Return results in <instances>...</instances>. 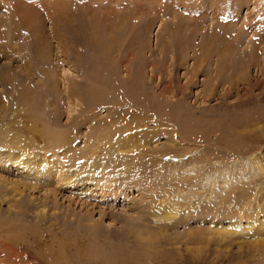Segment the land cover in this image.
I'll return each instance as SVG.
<instances>
[{
	"label": "rangeland",
	"instance_id": "rangeland-1",
	"mask_svg": "<svg viewBox=\"0 0 264 264\" xmlns=\"http://www.w3.org/2000/svg\"><path fill=\"white\" fill-rule=\"evenodd\" d=\"M16 1L0 0V95L15 100H0V123L10 136L29 138L36 156L56 155L60 163L46 164L57 169L55 180L65 165L73 174L93 172L65 188L44 176L42 188L24 190L33 199L24 214L6 183L26 172L0 169V211L9 220L0 231L23 236L18 246L30 251L31 263L264 264V171L255 165L264 168V101L238 105L264 94V82L245 91L248 81H264V0H66L64 8L61 0H22L31 5L23 11L36 13L27 26ZM38 27L42 58L33 53ZM213 41V59L194 73V56ZM214 66L224 80L236 70L239 83L229 94L213 79ZM16 71L32 75L25 100L12 91ZM209 78L214 85L205 89ZM73 84L109 96L93 102L89 93H71ZM109 132L112 141L100 140ZM54 133L59 145L50 142ZM1 137L0 155L8 154ZM92 175L121 184V194L99 190ZM170 198L177 214L158 219L159 204ZM42 208L58 220L40 222ZM85 218L94 224L89 230ZM236 224L250 226L228 232ZM60 242H68L70 256L57 261Z\"/></svg>",
	"mask_w": 264,
	"mask_h": 264
},
{
	"label": "bare ground",
	"instance_id": "bare-ground-1",
	"mask_svg": "<svg viewBox=\"0 0 264 264\" xmlns=\"http://www.w3.org/2000/svg\"><path fill=\"white\" fill-rule=\"evenodd\" d=\"M172 1V0H171ZM170 1V2H171ZM178 1V0H177ZM184 1V3L185 2H187V0H183ZM183 1H181V2H183ZM180 2V1H179ZM190 2H192L191 0H190ZM30 3V2H29ZM64 3H66V0H61L60 1V4H58V7H63L64 6ZM172 3H176V2H174V1H172ZM188 3V2H187ZM184 5H186V3L184 4ZM24 6H27V7H29V6H31V5H29V4H25L22 0H17L16 1V5H15V8L17 9V11H20L19 12V16H21L22 18H24V19H26L25 21H26V26L27 25H29V20H30V22H32V21H35L34 20V17H33V15H35L36 13H30L29 12V10H25V11H23V9H24ZM52 7V6H51ZM196 7V6H195ZM54 8V7H53ZM64 8V7H63ZM19 9V10H18ZM28 9V8H27ZM30 9V8H29ZM224 9V8H223ZM96 10V9H95ZM111 10V9H110ZM36 11V10H35ZM59 11H61V12H63L64 11V9L63 10H61V9H59ZM90 11H92V10H90ZM105 11V10H104ZM113 11V10H112ZM220 11V10H219ZM103 12V11H102ZM185 12V11H184ZM200 13H202V12H200ZM205 13V12H204ZM60 14V13H59ZM215 14V13H214ZM175 15H176V13H175ZM190 15V14H189ZM192 15H194V14H192ZM201 15V14H200ZM103 16V15H102ZM197 16V15H196ZM195 15H194V17H196ZM230 16V15H229ZM38 17V16H37ZM63 17V15H60V16H57V19L55 18V20H56V22L58 23V21H59V19L60 18H62ZM198 17V16H197ZM214 17V16H213ZM36 19V18H35ZM109 19V18H108ZM114 19V18H113ZM192 19V18H191ZM54 20V21H55ZM111 22V21H110ZM25 23V22H24ZM34 23H36V22H34ZM32 24H33V22H32ZM37 24V23H36ZM35 24V25H36ZM163 24V23H162ZM165 24V23H164ZM24 25V24H23ZM98 24H94V26H93V29L94 30H97L98 31V26H97ZM39 26H41V25H39ZM163 26H165V25H163ZM34 27V26H33ZM55 27V26H54ZM41 28V27H40ZM109 29V28H108ZM162 29V28H161ZM39 27L37 28V29H35L34 28V30H33V28H32V31H33V34H34V37H35V40H36V43H34L33 45H34V49H33V53H34V55L36 56V57H40V58H42V56L43 55H45L44 54V52H42V51H40L39 50V45H40V42H42L43 40H41V38H40V36H39V34H40V32H39ZM114 30V29H113ZM96 32V31H95ZM93 33V37L94 38H98L99 37V35L98 34H96V33ZM110 32V31H109ZM98 33H100L99 31H98ZM214 33V32H213ZM212 33V34H213ZM110 34H111V32H110ZM100 35H101V33H100ZM114 34H112V35H110L111 36V38H110V43H112L113 42V40L115 41V35L113 36ZM102 37V36H101ZM7 38V40L8 41H10V42H13L14 41V32L11 30V34H9V36L8 37H6ZM108 39V38H107ZM214 39V38H213ZM212 39V40H213ZM206 43V42H205ZM204 43V45H203V47L200 49L199 48V50H200V53H199V55H195L194 56V58L196 59L197 58V60H196V62L194 63V67H193V71H194V73H196L195 71H197V66L199 67V66H202V65H200L199 64V62L200 61H206V63H208V61H210V59L212 58L213 59V54H214V52L216 51V47H215V43H214V41L211 43V44H208V43H206L205 44ZM42 45H43V43H42ZM108 45V44H107ZM111 45V44H110ZM13 46V45H12ZM44 46V45H43ZM109 46V45H108ZM257 47V46H256ZM38 48V49H37ZM108 48V47H107ZM12 50H13V48H12ZM15 50H17V51H19V50H22V46L21 45H18V47L17 48H15ZM41 50H43L42 48H41ZM108 50V49H107ZM64 51V50H63ZM47 52V51H46ZM107 52H109V51H107ZM194 52V51H193ZM252 52V51H251ZM253 52H255V51H253ZM252 52V55H250V58H249V60L250 61H255V59H256V55L257 54H255V53H253ZM221 55H222V57L224 58V53H220ZM198 56V57H197ZM213 62V61H212ZM214 65V64H213ZM22 67V66H21ZM223 68L222 69H224L225 68V66H222ZM260 69H263V67L264 66H262V64H260ZM23 68V67H22ZM228 68V67H227ZM210 69V68H209ZM214 70V72H213V79L214 80H216V82L218 83V84H220V85H227V89L225 90V94H229L230 92H232V90L234 89V87H236V84H237V80H239V79H237L236 80V70L234 69L233 71H229V73H228V77L224 80V79H222V78H220V71H219V69H218V67H215L214 66V69H212L211 70V72ZM221 70V69H220ZM225 70H228V69H225ZM223 71V70H222ZM17 73H18V75H15L14 77H12V78H15L16 79V77L17 78H19V80H18V84H16L15 83V86H14V88L12 89V91H15V92H17L18 93V96L20 97V98H22V99H24L25 100V96H23V94H24V85L28 82V81H31L32 80V75H30V74H27V75H23L22 74V72H19V71H16ZM210 72V71H209ZM247 72V71H246ZM24 73V72H23ZM27 73V72H26ZM208 73V72H207ZM224 73V72H223ZM130 74V73H129ZM210 74V73H209ZM3 76V75H2ZM5 76V75H4ZM240 76V75H239ZM243 79H245L246 78V74H244L243 75ZM238 78V77H237ZM257 78V77H256ZM3 81H4V79H2ZM251 80V79H250ZM0 82H1V80H0ZM14 82V81H13ZM195 82V81H194ZM245 82H247V80L245 81ZM262 82H264V81H262V80H259L258 78H257V80L254 82V81H248L247 82V86L245 87V91H246V93H251V92H253L251 89H253V88H255L256 86H257V84H260V83H262ZM2 83V82H1ZM0 83V84H1ZM239 83V82H238ZM28 84V83H27ZM30 84V83H29ZM29 84H28V86H29ZM124 84V83H123ZM241 84V83H240ZM19 85H21V88H20V90H18V88H19ZM77 85V84H76ZM127 85V84H126ZM205 85H206V88L205 89H212L211 87H213V85H214V83H212V79H208L206 82H205ZM239 85V84H238ZM244 85V84H243ZM70 86V85H69ZM73 88L71 89V93H75L77 96H80V97H82V98H84V97H86V95L89 93V96L91 97V101H93V102H98V101H100V100H105V99H107L108 98V96L106 95V93L104 92V91H100V90H96V89H89L88 91H85L84 89H80V90H78V89H76L75 88V84H73ZM216 86V85H215ZM258 86H260V85H258ZM128 87H129V89H130V95L132 96H134L135 95V88L133 87V86H131V85H128ZM69 89H70V87H68ZM31 89V88H30ZM69 89H67V91L69 90ZM239 90H240V87L238 88ZM34 90V89H33ZM250 90V91H249ZM138 91V90H137ZM163 92V91H162ZM262 92H264V91H262ZM67 94H68V92H67ZM11 95V94H10ZM69 95V94H68ZM162 95H164L163 93H162ZM237 95V94H236ZM128 96V95H127ZM132 96V97H133ZM224 96V95H223ZM248 96V95H247ZM2 96L0 95V100L3 102V104L5 103V105L4 106H6L7 104L9 105V103L11 104V103H13L15 100H13V96H9V95H5V99H2L1 98ZM71 97V96H70ZM79 98V97H78ZM214 98V97H213ZM247 99L245 100L244 99V101H242V102H238V105L239 106H242V105H244V104H252L253 102H261V101H264V94L263 95H261V96H256L255 94H250L248 97H246ZM110 99V98H109ZM132 99V98H131ZM21 102V105H20V107L23 105V100H21L20 101ZM120 103V101H118L116 104H119ZM237 104V103H236ZM259 104V103H258ZM25 105V104H24ZM19 106V105H18ZM23 107V106H22ZM137 109V108H136ZM174 110V109H173ZM6 112V107H4V111H3V109H2V114H4ZM1 117H2V115H1ZM1 120V119H0ZM251 120V119H250ZM247 122V121H246ZM2 123V122H1ZM0 123V124H1ZM2 126H1V131H0V134H1V136L3 137H1L2 138V144H3V146L4 147H6V149H10L9 150V152H8V154H3V155H0V169L1 170H3V171H6V172H9V171H7V170H5L6 169V167H8V168H10V167H15L17 170H19V171H25L26 172V176H21L20 175V177L18 178V180H17V182H13V181H11V182H7L6 184L7 185H10L11 186V190L12 191H14L15 192V190H16V195H18V196H20V198L19 199H14V202H17V203H19V206H22V213H24V214H26L27 212H30V211H32V210H30V207H29V210H28V206L27 207H24V206H26V205H28V204H30L32 201H33V199L32 198H26L25 196H23V192H24V190H26V191H28V190H38V188H40L41 186H42V179H44V181L45 180H47V179H45L44 178V176L45 177H49L50 178V176H51V173H52V171H55V170H57V169H53V166H49V165H46V164H52L53 162L54 163H60V161L58 162L56 159H55V161H53L54 160V158H53V156H55L56 157V155L55 154H53V155H43V153H42V155H37L36 156V154H33L34 152H36V149H32L31 148V140L29 139V138H26L23 134H21V133H17V132H14V133H16V135L15 136H10L11 134L9 133V131L11 132L12 131V129L10 128V127H7V125H4V124H1ZM4 126H6V127H4ZM58 134V133H57ZM56 133H54L52 136H51V139H50V142H51V144L52 143H55V144H57V145H59V143H61L60 141V139H59V137H58V135H57ZM112 136H113V134L111 133V132H109V133H106V134H104V138L105 139H100V140H102V141H104V140H106V141H112L113 139H112ZM105 141V142H106ZM126 143L128 144V142L126 141ZM2 144H1V146H2ZM125 144V143H124ZM54 146V145H53ZM9 147H13V148H9ZM55 148V147H54ZM7 153V152H6ZM1 154V153H0ZM54 163H53V165H54ZM255 165L258 167V169L260 170V171H264V168H263V166L261 165V163H260V161H256L255 162ZM50 168H49V167ZM61 166V165H60ZM63 166V165H62ZM61 166V167H62ZM60 167V168H61ZM57 168V167H56ZM11 169V168H10ZM59 169V168H58ZM56 172V171H55ZM93 171L91 170V168H88L87 170H83V171H80V173L77 175V174H73V173H70L69 172V170H68V168L66 167V165L60 170L59 169V172H58V174H56L55 173V177H57V182H58V184H60L61 185V187H63V188H65V187H68V186H75L76 184H78V182H80V180L82 179V177H81V175L80 174H91ZM21 173V172H20ZM54 174V173H53ZM2 176H4V175H2ZM8 176V175H7ZM6 177V176H5ZM52 178L54 177V176H51ZM3 177H1L0 176V180H2L4 183H5V181L6 180H4V179H2ZM90 178L93 180V181H95V183L96 184H98L99 186H100V189L99 190H102V191H106V192H109V193H111V196H119V194H121V193H119V189L120 188H122V185L121 184H119V185H112L111 183H110V185H109V183L108 184H104L103 183V179L102 178H100V177H98V176H96V175H92V176H90ZM54 180H55V178H53ZM55 180V181H56ZM98 181V182H97ZM102 181V182H101ZM1 184V183H0ZM83 184V183H82ZM24 188V189H23ZM42 188V187H41ZM62 188V189H63ZM84 192V191H83ZM4 195H6V194H3L2 193V195H1V193H0V200L1 201H3V198H5V196ZM55 196V195H54ZM14 198H15V195L13 196ZM168 198V197H167ZM175 199H172V198H170L169 200H167V201H165V202H162L161 204H159V207H160V209H159V211H161V213L160 214H158V216H157V218L158 219H161V220H164V219H169V218H172L175 214H177V209L174 207V201ZM0 201V202H1ZM56 202H57V200H56ZM25 204V205H24ZM176 204V203H175ZM34 206V205H33ZM43 206V205H42ZM177 206V205H176ZM44 207H45V205H44ZM47 207V206H46ZM0 208H1V206H0ZM31 209H32V207H31ZM48 209V208H47ZM47 209L46 208H42L41 210H39L38 212H37V218H39L40 219V222L42 221V220H44L45 219V217H48V216H50L51 218H54L53 220H54V222H56V220H58V219H56V217L58 218V216H56L57 214L54 212V210H53V212L52 213H48V211H47ZM10 210L11 209H8L7 211V213H9L10 212ZM50 211V210H49ZM56 211V210H55ZM158 211V212H159ZM4 212V211H3ZM0 228H3L6 224H8L9 223V220H7L5 217H4V214H5V212L4 213H2L1 211H0ZM63 215V214H62ZM67 216V215H66ZM84 216V215H83ZM60 217V216H59ZM65 217V216H64ZM82 217V216H81ZM50 218V219H51ZM61 218V217H60ZM49 219V220H50ZM65 219V218H64ZM48 220V219H47ZM71 220V219H70ZM79 220V219H78ZM85 220H86V218L84 219V220H80L82 223L81 224H84V225H86V228L89 230V227L91 228V227H93L94 226V224H85ZM72 221V220H71ZM88 221H90V220H88ZM64 221H62V223H63ZM66 222V221H65ZM64 222V223H65ZM73 222V221H72ZM263 222V221H262ZM61 223V224H62ZM61 224H60V226H61ZM52 225H53V223H52ZM66 226V225H65ZM248 226H250V225H247V226H245V227H243L242 225H240V224H236L235 225V227L232 229V227L231 228H228L229 230H228V232L229 231H232V234L233 233H237V232H239L240 230H244V229H247L248 228ZM62 227V226H61ZM227 228L226 229H224V228H219V230L220 229H224V230H226L227 231ZM5 232V231H4ZM220 232V231H219ZM7 234H3L2 233V231H0V263L1 264H43V262L38 258L36 261H34L35 260V258H34V262L32 261V263L28 260V258L29 257H31L30 255H28L29 253L28 252H30V251H28L27 249H25L24 247H19L18 246V244H20L21 242V239H23V236L21 235V234H17V233H12V232H10V231H7L6 232ZM41 234V233H40ZM42 235V234H41ZM41 235H36V234H30L29 235V237L31 238V239H33V237H34V240L35 239H42L41 238ZM33 236V237H32ZM77 238V237H76ZM29 241V240H28ZM61 244H60V246H61V248H62V250H61V252L59 253V255L56 257V258H54V260H57V261H59L58 259H60L61 258V255L60 254H63V257H65V256H70V255H65L66 254V245L68 244V242H60ZM70 243V242H69ZM74 243V242H73ZM58 245H59V243H58ZM68 246V245H67ZM72 246V245H71ZM58 248H60V247H58ZM48 249V248H47ZM48 251V250H47ZM46 251V252H47ZM40 253V252H39ZM41 254V253H40ZM44 254V253H43ZM66 258V257H65ZM52 261V260H51ZM48 262V261H47ZM57 263V262H56ZM61 263V262H60ZM62 264V263H61ZM67 264H71V262H68Z\"/></svg>",
	"mask_w": 264,
	"mask_h": 264
}]
</instances>
